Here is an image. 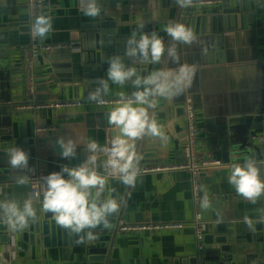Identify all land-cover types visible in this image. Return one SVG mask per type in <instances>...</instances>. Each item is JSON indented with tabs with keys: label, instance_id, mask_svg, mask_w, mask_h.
<instances>
[{
	"label": "crops",
	"instance_id": "obj_1",
	"mask_svg": "<svg viewBox=\"0 0 264 264\" xmlns=\"http://www.w3.org/2000/svg\"><path fill=\"white\" fill-rule=\"evenodd\" d=\"M241 7H247L253 12V19L242 21L237 28L235 21L229 22L224 28L222 23L216 25L220 30L216 39L220 40L219 50L205 57L200 71L206 81L201 88L198 98L193 99L194 122L196 126V144L198 161L206 163L207 140L214 135L216 120L219 114L232 111L239 116H249L254 110L264 112V82L257 79L258 62L264 61V0H240ZM110 5L107 0H98L101 13L114 10L115 24L118 35L130 37L132 32L151 36L155 31L163 39L165 50L171 44L172 38L164 31L170 24L180 23L178 18L179 5L176 0H117ZM88 0H46V16L51 17L52 31L45 37H39L43 43H67L75 41L80 34V26L89 23L93 18L84 14ZM26 0H0V24L3 21L4 31H0V120L9 123V135L12 147L18 146L29 153V168H12L8 160V171H14L19 177H26L31 169H46L49 174L53 167L47 163L46 151L49 144L42 143L53 133H37L39 127L58 126L59 115L86 114L85 111L54 112L46 116L32 112L18 111L17 107L25 103L26 92L22 72L21 49L27 42ZM122 7H121V5ZM223 6L237 5V0H222ZM217 9V8H216ZM100 13V14H101ZM143 25V28L140 26ZM7 26V29H6ZM179 46L180 42L173 46ZM81 51V50H80ZM175 54V55H177ZM183 55L180 54V58ZM77 53H60L43 55L35 62V93L37 101L50 100L71 101L86 98L81 88L68 86L69 80L65 73L70 60H76ZM180 62L179 59H175ZM206 61V62H205ZM209 61V63H208ZM110 91L103 98L120 97L123 92L131 97L135 85L129 81L121 87L109 81ZM96 88V87H95ZM94 88V89H95ZM186 97H192L186 95ZM153 107L142 105L151 112H158V119L166 122L173 120V108L162 113V106H167V97H150ZM137 106V105H134ZM183 106V104H182ZM88 112L92 110H87ZM87 112V113H88ZM264 117V116H263ZM215 122V123H214ZM215 124V125H214ZM184 114L176 119L172 127V135L165 133L167 143L161 155L152 152L144 156L140 166H167L179 160V152L184 139ZM264 138V129L255 128L247 135H228L219 139L235 152H241V144L258 146L251 140L252 136ZM216 137V136H215ZM8 153V150H7ZM105 156H97V165ZM264 157V153H263ZM161 158V159H158ZM9 159V158H8ZM228 164H232L229 162ZM231 169L219 167L200 173L201 200L198 204L186 200L189 195L186 172L175 171L163 174H147L136 179L130 189V219L137 221L188 220L195 214H201L203 221L221 214L230 216L228 224L238 223L247 219H258L264 215V195L255 202L239 195L235 188L228 183ZM67 178V175H65ZM28 179L23 183L14 184L10 195L5 194V186L0 185V203L15 200L21 206L30 196ZM120 184L121 188L123 183ZM207 190L211 206L201 208L202 198ZM40 197L34 201L36 213L40 201L43 200V184L39 186ZM0 223H7V217L0 210ZM123 245L119 252H114L110 259L112 264H181L184 255L193 248L191 229L180 233L175 231L124 233L118 236ZM11 245H0V262L2 264H69L70 256L65 250H46L33 248L27 253V245L20 243L18 250L11 251ZM116 248V246H115ZM115 251V250H114ZM16 255H18L16 257ZM264 255V252L263 254Z\"/></svg>",
	"mask_w": 264,
	"mask_h": 264
},
{
	"label": "water",
	"instance_id": "obj_2",
	"mask_svg": "<svg viewBox=\"0 0 264 264\" xmlns=\"http://www.w3.org/2000/svg\"><path fill=\"white\" fill-rule=\"evenodd\" d=\"M110 5L117 0H107ZM121 5V4H120ZM122 7V5H121ZM217 8V9H216ZM115 12L109 10L102 12L99 16L93 18L89 23L80 26L79 37L75 40L80 43L81 51L76 60H70L66 65L70 87L81 88L84 97L88 98L89 93L98 87V80L106 78V72L109 67V60L114 56H121L126 66L134 67L138 75L142 78L155 72H171L177 74L181 66H188L193 69L190 86L184 87L179 95L158 96L167 97L169 103L162 106V113L169 112L173 108L174 118L166 122L164 119H158V112L148 110L150 119H155L162 126L163 138L145 135L134 141L136 152L141 157L139 162L143 161L145 155L155 152L159 155L163 153V147L167 143L165 133L172 135V127L176 119L184 114L182 104L185 96H192V100L198 98L201 88L205 84V77L200 71V65H203L205 57L212 55L214 51L219 50L221 41L216 39L220 30L216 25L222 23L226 28L229 22L235 21L237 28L242 21L253 19V12L247 7H241V1L237 0V5L216 6L208 9L196 10L187 5L178 8L179 22L193 30L195 39L191 44L181 43L179 46L171 44L167 47L158 63L138 62L137 58H129L125 55L127 40L129 37L118 35L114 21ZM0 24V31H4L3 21ZM7 29V26H6ZM0 32V33H1ZM4 35H0L3 38ZM175 48L177 55H169V49ZM180 54L183 55L180 58ZM179 59L178 62L175 59ZM206 62V61H205ZM209 63V61H208ZM257 79L264 82V61L258 62ZM135 77H133V80ZM132 83V81H129ZM133 84V83H132ZM135 90L137 87L135 86ZM140 90H143L141 88ZM112 110H92L85 111L86 114H61L57 117L58 126L53 136L46 138L42 143L49 144L46 151L47 163L53 167V172L61 170L63 165L69 167L78 166L86 160V156L91 153L88 150V144L95 140L99 147H111L112 139L119 134L118 129L109 124L108 114ZM84 112V111H82ZM88 112V113H87ZM264 112L256 109L249 116H239L227 111L217 116L216 129L213 136L207 140L209 146L206 147L205 158L209 163L228 164L243 163L247 157H252L258 161L255 166L260 169V179L264 181V157L263 148L247 144H241V152H235L232 146H228L219 139L228 135H247L249 131L258 128L261 129V120ZM214 122V123H215ZM215 125V124H214ZM9 123L0 120V185L5 186V194L10 195L14 189V184L23 183L36 175V169L26 172V177L15 175L14 171H8L6 161L8 153L12 147V138L9 135ZM184 130V128H183ZM185 141V130H184ZM216 136V137H215ZM65 141L71 139L76 144L77 156L75 158L62 159V149L57 142L58 138ZM97 156H106L103 151H98ZM161 159V158H158ZM106 161L97 165V171H106ZM139 164V163H138ZM138 167V165H137ZM67 175V174H65ZM187 175V174H186ZM187 178L189 179L188 175ZM121 180H109L107 188L114 189L111 193L112 198L116 199L120 205L119 211L112 213L108 217L109 227L105 228L103 224L95 229H85L76 234L71 230H65L58 226L52 218V213H44L42 210V201L39 204V211L35 219H30L28 226L21 230H13L7 223H0V245H11V251H17L20 243L27 245V253L33 248L46 250H65L70 256L69 264H112L111 256L119 252L123 245L119 239L120 233L118 227L123 223L143 222V219L133 221L130 219V189L131 185H125L121 188L120 184H114ZM189 186V195L186 200L192 201V195ZM102 194V198H108L109 192ZM194 205H196L194 203ZM193 218V217H192ZM191 218V219H192ZM188 219V220H191ZM230 216L221 214L214 218H208L205 221L201 240V248L198 249L195 240L194 230L193 248L184 255L181 264H264V215L258 219H247L236 223L228 224ZM251 225V226H250ZM185 230V229H184ZM183 230V231H184ZM91 231L93 238H88V232ZM182 231V232H183ZM182 232L180 233L182 235ZM116 246V248H115ZM115 250V251H114ZM18 255H16L17 257Z\"/></svg>",
	"mask_w": 264,
	"mask_h": 264
},
{
	"label": "clouds",
	"instance_id": "obj_3",
	"mask_svg": "<svg viewBox=\"0 0 264 264\" xmlns=\"http://www.w3.org/2000/svg\"><path fill=\"white\" fill-rule=\"evenodd\" d=\"M176 3L184 7L191 0H176ZM101 13L98 0H88L84 14L95 18ZM143 28V25L140 26ZM33 33L41 38L52 31L51 17L37 16L33 23ZM164 31L177 42L191 44L195 39L193 30L182 23H170ZM132 32L127 40L125 55L129 58H137V61L145 63H158L165 52L163 39L153 31L151 36ZM175 48L169 49V55L175 57ZM121 56H114L109 60L106 78L98 80V87L88 95V100L104 104L103 97L110 91L111 81L114 85L123 87L126 82L132 81L137 91L126 97L120 93V101L108 114V122L119 134L111 141V147L100 148L95 140L88 144L91 153L86 160L78 166L69 167L63 165L58 172H52L42 177L44 213H52L55 223L65 230L79 234L85 229H95L103 224L109 227L108 217L119 211L120 205L111 193L114 189L107 188L108 176L101 175L97 171L98 151L108 155L105 167L111 169L110 174H118L122 183L134 185L139 168L137 167L141 157L136 152L134 141L145 135L163 138L162 126L155 119H150L147 108L153 107L150 97L179 95L184 87L190 86L193 69L181 66L177 74L171 72H155L143 78L138 75L136 68L126 66ZM133 77L135 79L133 80ZM143 88V90H140ZM137 105V106H134ZM62 149L61 158L69 159L77 156L76 144L73 140L65 141L62 137L57 141ZM8 163L12 168H29L30 155L22 148L15 146L8 150ZM258 161L252 157L244 159L243 163H236L231 167V175L228 183L235 191L252 202L264 195V181L260 179V169L255 165ZM67 174V178L65 177ZM109 192L108 198H102V194ZM40 192L30 195L21 206L15 200L0 203V210L7 217L8 224L13 230L25 229L30 219L36 218L34 201L38 200ZM211 206L207 190L202 198L201 208L207 210ZM245 221L248 222L247 217ZM251 226V225H250ZM88 238L92 239V232H88Z\"/></svg>",
	"mask_w": 264,
	"mask_h": 264
},
{
	"label": "built area",
	"instance_id": "obj_4",
	"mask_svg": "<svg viewBox=\"0 0 264 264\" xmlns=\"http://www.w3.org/2000/svg\"><path fill=\"white\" fill-rule=\"evenodd\" d=\"M46 0H26V14H27V42L21 49L22 72L24 77V87L26 92L25 103L18 106V111L32 112L44 117L49 111L54 112H74L87 110H112L117 106L121 97L103 98L104 104H98L89 101L88 98L71 101H44L40 102L34 98L35 93V62L43 55H55L60 53H79L80 43L78 41H70L67 43H43L39 41V36L33 33V23L37 16L45 15ZM222 0H191L187 6L196 10L213 8L220 6ZM184 111V130L185 141L181 144L179 152V160L175 164L167 166H140L137 178L147 174H163L175 171H183L189 177L190 191L192 195V202L198 204L201 200V184L200 173L204 171H211L212 169L225 167L231 169L233 164L222 163H203L198 161V149L196 144V126L194 122V106L191 97H186L183 102ZM261 127L264 129V117L261 120ZM55 132L54 127H39L37 133ZM251 140L258 143L259 146L264 147V138L255 135ZM104 158H109L106 155ZM101 175L108 176L109 180H121L118 174H110L111 169L104 172L98 171ZM49 172L46 169H39L36 175L28 179L29 195H32L39 190V186L43 184L42 177L47 176ZM136 178V179H137ZM205 222L201 214H195L191 220H166V221H148L137 223H123L118 227V232L124 233H144V232H164L175 231L181 233L184 229L194 230L195 240L197 241L198 249L201 248V240ZM0 264H2L0 262Z\"/></svg>",
	"mask_w": 264,
	"mask_h": 264
}]
</instances>
